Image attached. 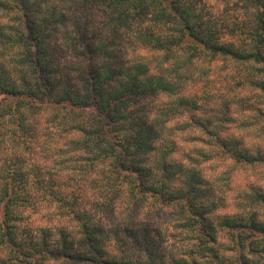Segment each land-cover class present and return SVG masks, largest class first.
Here are the masks:
<instances>
[{
	"label": "trees",
	"instance_id": "trees-1",
	"mask_svg": "<svg viewBox=\"0 0 264 264\" xmlns=\"http://www.w3.org/2000/svg\"><path fill=\"white\" fill-rule=\"evenodd\" d=\"M218 1L220 9L192 0H0V264H160L150 254L138 263L104 257L101 219L122 195L131 215L147 202L151 215L194 234L199 258L214 255L217 204L175 135L201 131L216 159L264 163V152L226 138L225 113L216 126V110L185 94L206 62L229 65L235 86L264 98V0ZM164 96L175 101L163 111ZM259 107L251 106L254 119L264 117ZM54 172L83 188L71 184L60 197L58 182L45 180ZM31 184L66 203L61 215L78 240L54 246L36 240L35 229L20 230ZM229 219L223 224L260 235L244 231L235 246L264 256V225ZM136 240L147 241L145 230Z\"/></svg>",
	"mask_w": 264,
	"mask_h": 264
},
{
	"label": "rangeland",
	"instance_id": "rangeland-1",
	"mask_svg": "<svg viewBox=\"0 0 264 264\" xmlns=\"http://www.w3.org/2000/svg\"><path fill=\"white\" fill-rule=\"evenodd\" d=\"M192 1L214 6L217 9L221 8L218 0ZM198 64L207 73L203 76L195 73L193 77L185 81L183 85L186 97L203 98L205 101L203 109L208 113L216 110L215 116L213 113L209 114V118L215 120L216 126L218 125L217 118L225 113L229 118L224 125L226 138L232 139L244 149L248 148L247 150L253 155H257L260 151L263 153L264 117L258 116V119H254L251 106H260L259 108L264 111V98L248 89L235 86L233 76L228 75L233 72L229 65L217 63L209 69L206 62ZM209 89L212 94L207 96L206 91ZM159 100L157 104L161 107L160 110L164 111V108L173 107L175 98L164 96ZM226 106H228L227 111H225ZM160 110L159 113L162 112ZM158 112L157 116H159ZM181 118H186V115ZM198 134L195 135L192 131L181 134L177 132L174 138L183 151L187 150L194 155V164L202 172L200 175L206 181L207 189H205L210 192L209 200L216 201L214 255L199 258L194 234L180 228L168 218L151 215L147 202L138 204L140 206L138 216L131 215L130 209L133 206L130 203L131 198L122 195L114 212L102 216L101 219L104 228L102 235L104 257L117 263L123 261L138 263L145 262L150 254L160 264H260L259 262L264 260V256L259 257L257 253L248 248L240 250L233 241L243 239L246 236L244 231L252 233L253 235H248L253 236L252 238L260 237V235H255L251 229L238 225L241 222L236 219L241 220L251 216L264 225V163L251 167L229 160L216 159L215 152L209 150L204 143L207 136L201 131ZM198 153L200 154L197 155ZM48 164L51 168L55 166L51 162ZM64 175L54 172L53 176L46 175L45 177V180L58 182L59 187L52 189L61 190L63 193H59L60 197L66 195L71 184L83 188L76 178L72 181L66 179ZM31 185V192L34 193L33 204L24 211L19 221L20 230L23 226L35 229L36 240L48 238L54 246L65 237L78 240L80 236L76 234L77 226L72 225L68 219L63 217L64 215H61L62 212L64 213L66 203L61 204L59 200L53 198L50 194L51 187ZM76 189L75 187L74 190ZM80 191L85 194V191L81 189ZM92 196L94 195L92 194L90 198ZM224 218H230L229 220L237 222L238 226L233 228L223 224ZM245 223L249 221L244 219L242 224ZM42 230H46V233L43 234ZM144 230L147 233V241H137L136 238L140 237ZM128 231L135 234L134 238L129 237ZM6 256L5 249L0 250V260L6 259ZM45 264H57V262L46 261Z\"/></svg>",
	"mask_w": 264,
	"mask_h": 264
}]
</instances>
